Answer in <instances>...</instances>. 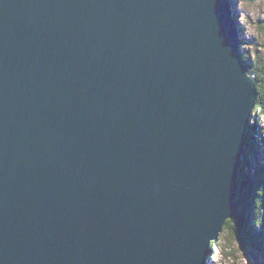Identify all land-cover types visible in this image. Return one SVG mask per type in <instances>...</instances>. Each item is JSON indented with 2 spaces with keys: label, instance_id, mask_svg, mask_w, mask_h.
Instances as JSON below:
<instances>
[{
  "label": "water",
  "instance_id": "1",
  "mask_svg": "<svg viewBox=\"0 0 264 264\" xmlns=\"http://www.w3.org/2000/svg\"><path fill=\"white\" fill-rule=\"evenodd\" d=\"M240 43L229 0H0V264H207L257 99Z\"/></svg>",
  "mask_w": 264,
  "mask_h": 264
},
{
  "label": "rangeland",
  "instance_id": "2",
  "mask_svg": "<svg viewBox=\"0 0 264 264\" xmlns=\"http://www.w3.org/2000/svg\"><path fill=\"white\" fill-rule=\"evenodd\" d=\"M230 1L233 5V8L236 7L234 10V14L236 17V24L240 26L241 51L247 53V59L249 57L254 58L259 47L258 45H260L263 36V33L258 32L257 26L263 24L261 23V21L264 19V0ZM261 45H263V42L261 43ZM262 56L264 59V51L262 52ZM251 60V58L248 59L249 62H251ZM262 64L263 65L261 67V70L264 73V63ZM252 71L254 70L252 69ZM255 73L259 75L260 69L258 70V72L255 71ZM259 77L260 81L258 83L257 89L259 92L257 93V95H259V99L264 103V78L260 75ZM257 110L260 111L259 108ZM257 110H255V112L252 114V118H250L251 120H253V125L258 126L257 133L254 126H249L250 128H248L247 144L243 152L245 155V153L247 152L246 149L249 148V144L251 142L252 148H254L256 153H254L253 157L250 155L249 159L253 164L250 165V162L248 161V164L246 165V172L244 173V175L248 174V178L250 180L247 178L244 181L243 178H241L240 169L244 163V158H242L241 166L239 169L237 206L235 208L234 215H236V210L238 207V198L244 192V197L250 210L252 208L254 212L256 211L258 213V215H256L257 217H259L260 215L263 216V220L253 217L254 223L250 222V225H253V228L255 230L256 227L259 229V231L262 230V233L264 235V167H258L262 164L264 166V142H261L262 144L256 143V141L260 142L257 134L264 135V116H262L260 112H256ZM259 176H262V178ZM249 217L250 214L249 216L247 215L248 221ZM233 218L234 217L227 220V222H229L225 226L226 229L224 228V230L219 235L218 240L224 244L223 250H219L217 246H213L212 254L210 258H208L207 264H264V239L262 242L256 241L258 242V246H253L254 248H251V246H249V248H246L240 245L238 243V239L236 238V229L230 228V222H232Z\"/></svg>",
  "mask_w": 264,
  "mask_h": 264
},
{
  "label": "trees",
  "instance_id": "3",
  "mask_svg": "<svg viewBox=\"0 0 264 264\" xmlns=\"http://www.w3.org/2000/svg\"><path fill=\"white\" fill-rule=\"evenodd\" d=\"M261 23H263V24L260 25V26H257V27H258V32L263 33V36H262V39H261V43L263 42V45H261V43L259 42L260 45H258L259 47H258V49L256 51L255 57L254 58L249 57V58L252 59L251 62L248 61L249 58L248 59L246 58L247 57V55H246L247 53L243 54V58L248 63L249 69L251 70L252 73H255V71L258 72V70L260 69L259 75L264 78V73L261 70V67L263 65L262 63H264V59H263V56H262V52L264 51V19L261 21ZM252 69L254 71H252ZM259 75L257 74L258 79L260 80ZM257 89H258V85H257ZM258 92L259 91L257 90V93ZM258 108L260 109V111L257 110ZM255 110H257L258 112H260L262 114V116H264V103L259 99V95H257ZM250 126H252V125H250ZM256 127L257 126H254L255 131L257 133V128ZM257 136H258V139H259L260 142L256 141V143L262 144L261 142H264V135L263 134L262 135L261 134H257ZM246 150H247V152L244 155V163H243V165H242V167L240 169V175H241V178H243L244 181L248 178V174L244 175V173L246 172V165L248 164V161L250 162V165L253 164L250 161V159H249L250 155L253 157L254 153H256L254 148H252L251 142L249 144V148H247ZM258 167H264V166L262 164V165H260ZM259 177L262 178V176H259ZM241 178H240V181H241ZM249 214H250V217H249V221H248L247 220V215L249 216ZM256 215H258V213L256 211L254 212V210L252 208L250 210V208L248 207L246 199L244 197V192H243V194L240 195L239 198H238V207H237V210H236V215L233 218L232 222H230V228L231 229H236L235 230L236 231L235 234L237 235L236 238L239 241L238 243L240 245H242L243 247H246V248H249V246H251V248L253 246L257 247L258 246L257 245L258 242H262L263 239H264V235L262 233V230L259 231V229L256 227V230H257L256 231L253 228L254 226L250 225V222L254 223L253 217L263 220V216L262 215H260L259 217H257ZM233 225H235V226H233ZM256 241H258V242H256ZM212 245L213 246H217L219 250L220 249L223 250L224 244L221 241H219V240L213 241Z\"/></svg>",
  "mask_w": 264,
  "mask_h": 264
},
{
  "label": "bare ground",
  "instance_id": "4",
  "mask_svg": "<svg viewBox=\"0 0 264 264\" xmlns=\"http://www.w3.org/2000/svg\"><path fill=\"white\" fill-rule=\"evenodd\" d=\"M234 1V0H233ZM229 2H230V4H231V7H232V13H233V18H234V22H235V14H234V10H235V8H233V5H232V3H231V1L229 0ZM240 3V2H239ZM249 7V6H248ZM246 8V7H245ZM244 8V9H245ZM247 10V9H246ZM238 11V10H237ZM248 11V10H247ZM245 12V11H244ZM243 17V16H242ZM235 24H236V22H235ZM236 26H237V29L239 28V26L236 24ZM240 51H241V49H240ZM240 53H242V54H240V55H243L244 54V52H240ZM245 60V59H244ZM245 65L248 67V70H249V66H248V64H247V62L245 61ZM249 73L251 74L252 72H251V70H249ZM254 74H256V73H254ZM256 77H257V84H256V91H257V85H258V82L260 81L259 79H258V76H257V74H256ZM260 78V77H259ZM254 104H255V106H254V109H253V112L251 113V115L250 116H252V114L254 113V111H255V107H256V102H254ZM259 111V110H258ZM257 111V112H258ZM254 116V115H253ZM252 118V117H251ZM251 120V119H250ZM257 120V119H256ZM256 122V121H255ZM253 120H251L250 121V125H252L253 126ZM257 128V130H258V126L256 127ZM234 217H235V215H234ZM226 224H227V221L226 222H224V224H223V226H222V228H221V231H219V234H218V236H217V238L216 239H214V240H210L209 241V243H210V249L211 250H213L212 249V247H213V245H212V242L213 241H217L218 239H219V235H220V233L224 230V228H225V226H226ZM210 250H209V248H208V252H209ZM207 263H208V261H207Z\"/></svg>",
  "mask_w": 264,
  "mask_h": 264
},
{
  "label": "clouds",
  "instance_id": "5",
  "mask_svg": "<svg viewBox=\"0 0 264 264\" xmlns=\"http://www.w3.org/2000/svg\"><path fill=\"white\" fill-rule=\"evenodd\" d=\"M251 118V117H250ZM250 118H249V120H250Z\"/></svg>",
  "mask_w": 264,
  "mask_h": 264
}]
</instances>
